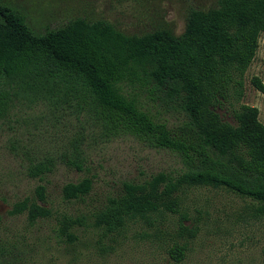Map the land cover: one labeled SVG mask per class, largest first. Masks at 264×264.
<instances>
[{"label":"trees","instance_id":"obj_1","mask_svg":"<svg viewBox=\"0 0 264 264\" xmlns=\"http://www.w3.org/2000/svg\"><path fill=\"white\" fill-rule=\"evenodd\" d=\"M262 34L264 0H216L209 9L189 10L182 34L157 26L133 35L109 21L82 17L39 34L22 13L0 1V124L19 113L54 116L70 110L78 124L68 138L54 140L59 131L44 130L12 141L26 176L40 181L59 164L82 170L84 142L98 136L102 142L133 138L177 154L178 170L123 182L120 193L91 212L90 225L108 233L171 213L180 217L179 232L195 237L198 228L183 224L189 217L182 196L200 187L251 199L258 204L255 213L264 215V123L258 108L241 104ZM251 82L264 94L259 77ZM143 99L170 102L180 119L171 124L159 118ZM93 185L89 177L66 183L62 200L84 201ZM10 214L25 215L30 226L54 220L64 242L76 241V228L86 224L56 209L43 184L16 201ZM187 249L175 244L170 254L181 262Z\"/></svg>","mask_w":264,"mask_h":264},{"label":"rangeland","instance_id":"obj_2","mask_svg":"<svg viewBox=\"0 0 264 264\" xmlns=\"http://www.w3.org/2000/svg\"><path fill=\"white\" fill-rule=\"evenodd\" d=\"M0 1L22 13L27 24L39 34L79 17L109 21L128 35L142 34L157 26H167L182 34L189 10L209 9L216 4V0ZM255 76L264 83V34L245 74L241 100V104L258 108L259 119L264 123V94L253 86L251 81ZM143 100L154 115L171 124L181 117L168 101ZM219 113L226 121L234 122L224 110ZM76 124L70 110L54 116L49 112L45 116L19 113L10 122L0 124L2 264H264V215L255 213L256 202L224 188H194L182 196V211L189 217L183 224L198 228L195 237L181 234L180 217L171 213L129 222L118 232L92 227L91 212L98 210L109 196L120 193L123 182H143L155 173L178 170L181 163L177 154L151 148L133 138L102 142L98 136L84 142L87 163L82 170L59 164L43 181L28 178L23 163L10 147L12 141L25 137L26 133L44 130L59 131L54 140L65 139ZM45 136L53 138L48 132ZM85 177L94 181L91 194L84 201H63L62 187ZM39 184L46 185L49 202L56 209L85 220V226L75 230L76 241H61L54 220L30 226L25 215L10 214L12 205L33 195ZM175 244L188 248L181 262H176L170 254Z\"/></svg>","mask_w":264,"mask_h":264}]
</instances>
